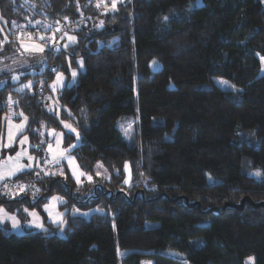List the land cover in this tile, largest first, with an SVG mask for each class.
<instances>
[{"label":"trees","instance_id":"1","mask_svg":"<svg viewBox=\"0 0 264 264\" xmlns=\"http://www.w3.org/2000/svg\"><path fill=\"white\" fill-rule=\"evenodd\" d=\"M97 1L0 0L10 35L0 32V139L11 98L33 146L48 141L43 129L72 122L63 146L90 177L77 185L64 164L40 162V171L0 181V206L41 212L60 194L70 208L103 212H67L64 236L0 226V264H264V207L202 212L245 196L264 201V4L113 0L105 11ZM23 30L61 47L7 66L23 54L12 38ZM67 36L75 40L62 48ZM79 60L75 81L52 94L55 73ZM14 75L34 81L17 91ZM212 77L232 89L207 84ZM125 119L134 121L129 136Z\"/></svg>","mask_w":264,"mask_h":264},{"label":"rangeland","instance_id":"2","mask_svg":"<svg viewBox=\"0 0 264 264\" xmlns=\"http://www.w3.org/2000/svg\"><path fill=\"white\" fill-rule=\"evenodd\" d=\"M103 1V0H102ZM98 3H95L96 5L99 4V7L103 6V10H108L110 8V2L105 5L104 2H101L100 0L97 1ZM100 2V3H99ZM115 1H112V3ZM261 2L264 4V0H261ZM201 3V0H195L193 5H198ZM59 29V31H57ZM57 34L59 36L58 39H60L63 36V25H59L56 28ZM0 32L3 34V41H7V37H10L9 31L6 28L5 21L0 17ZM43 36L42 34H37L36 36L33 34L30 36L26 32H18L16 34H13L12 38L15 42L19 44V51H21V55H14L10 56L8 58V63L6 62L7 66H14V65H23V58H25V55L28 53H31V46L35 43L40 44L44 47V50L53 51L57 49L58 47H61L60 44L57 43L56 38L54 39L52 36H43L45 39L41 40L40 37ZM69 36H67L68 38ZM72 37V36H71ZM58 44V45H57ZM68 45H70V42H65L62 44V48H66ZM27 46V47H26ZM39 52V51H34ZM155 64L158 66V64L155 61H152L150 63V67L154 69ZM4 68L5 66L2 65ZM43 67V66H42ZM41 67L40 70L43 68ZM83 65L82 62L79 60L77 61L76 67H69L67 73H64L63 71L57 72L54 75L53 80L49 83V88L52 91V94L55 93V91L58 88H61L65 84H71L75 81L76 76L78 74V71L82 69ZM261 72H264V59H262V66H261ZM9 68V67H8ZM76 72V76L73 77L72 73ZM0 72H2V69H0ZM36 71H33L35 73ZM60 75L62 78L57 81V77ZM15 77V79H14ZM45 77L41 78V81H44ZM13 81L15 84V89L17 91H21V88H26L25 85H31L33 78L28 79L25 83L21 84L18 81V77L16 75L13 76ZM207 84H214L220 88L223 89H232L230 86V83L223 78L220 77H212L211 81ZM53 100V103L57 105L56 109L59 108V104H57V101L55 98H51ZM14 103V99H10L9 101V109L7 110V113L4 118V124H3V130L1 133V139H0V181L9 180L12 177L18 175L22 172H30L34 170H42L44 169L43 164L46 166V169L48 167H52L54 165H61L64 164L66 169L68 170L69 174L73 178L75 184L81 185L84 181L90 180L89 175L84 174L78 167L75 158L73 155L68 152L69 148H64L63 146V134L64 132H70V133H76L75 131H72V129H75L72 122L71 124L63 120L61 121V127L60 128H45L41 132H45L48 138V141L45 142V144L42 146L41 144L34 146H39L38 148H35V150H31L34 146L30 143V139L28 137V134L26 133V127H27V119L25 120V116L22 114H17L12 107ZM18 118V119H17ZM134 121L132 119H125L120 122L121 129L123 133L126 135H130L133 127H134ZM70 125L71 127H65V125ZM21 125L23 127H21ZM26 138V139H25ZM73 146V145H72ZM72 146L70 148H72ZM31 157L32 159H29ZM44 160V162H43ZM40 162H42L40 164ZM62 167V166H61ZM60 168V167H59ZM49 170V169H48ZM59 171L61 173L62 171L60 169L56 171L50 170L51 174H55ZM11 173V174H10ZM94 173L98 176L104 175V171L102 170L101 164L96 163L94 165ZM23 188L25 187L23 184L21 185ZM95 187V186H93ZM93 187L88 188L86 192L79 197H86L89 195H93L95 193ZM21 190V187H19ZM34 190V189H33ZM13 191V190H12ZM11 191V192H12ZM15 192V191H14ZM20 191H16L14 195L19 194ZM56 199H53V198ZM68 200L64 195L60 194H52L47 197V199L40 205L41 206V212H39L36 209H30L28 207H22L21 210L15 211L13 209L12 211L7 210V208L0 206V226L7 225L8 229L15 233L20 234L23 233L26 230H37V231H49V232H55L56 234L60 236H64V228H65V215L67 212L70 214H80L83 217H88L92 212L96 211L99 213H103L100 209H89L86 211H79L74 208H70L69 204L67 203ZM27 209V211H25ZM21 211V214L18 212ZM30 213H36L35 216L31 215ZM43 216V217H42ZM11 217L15 218V221L11 219ZM16 223V226L14 227L13 224ZM125 254V252H121V255ZM147 264H150L147 262ZM160 264H174V263H165L160 262Z\"/></svg>","mask_w":264,"mask_h":264},{"label":"water","instance_id":"3","mask_svg":"<svg viewBox=\"0 0 264 264\" xmlns=\"http://www.w3.org/2000/svg\"><path fill=\"white\" fill-rule=\"evenodd\" d=\"M185 202H187V200L185 199ZM246 203H248L250 206L252 207H264V201H253L250 197L248 196H245L241 199V201L239 203H225L221 209L217 208V207H212V208H209L205 211H202L204 213H208L210 211H215V212H223L227 207H231V208H234L236 210H240L242 209L243 205ZM194 205H197L196 202L194 203H189V206L192 207ZM197 207L199 208V206L197 205Z\"/></svg>","mask_w":264,"mask_h":264},{"label":"snow or ice","instance_id":"4","mask_svg":"<svg viewBox=\"0 0 264 264\" xmlns=\"http://www.w3.org/2000/svg\"><path fill=\"white\" fill-rule=\"evenodd\" d=\"M97 7H99V4L97 5ZM111 7H112L113 9H115V8H116V4L113 3ZM65 19H67V18H65ZM165 19H167V17H165ZM57 31H59V29H57ZM40 39H41V40H44L45 38H44L43 36H41ZM68 39H69L70 41H74V40H75V37H71V36H69ZM26 47H27V46H26ZM31 50H32V51L43 52V51H44V47L41 46V45H39V44H33V45L31 46ZM262 59H264V58H262ZM72 75H73V77H75V76H76V72L73 71ZM61 78H62V77H61L60 75H58V77H57V81L59 82V80H60ZM14 79H15V77H14ZM25 87H31V85H30V84H29V85H25ZM21 90H22V89H21ZM26 119H27V117H25V120H26ZM21 127H23V126L21 125ZM65 127H69V128H70L71 126L66 124ZM72 131H75V129H72ZM77 136H78V134H77ZM25 139H26V138H25ZM29 159H32V158L29 157ZM10 174H11V173H10ZM256 175H260V173L258 172V173H256ZM21 190H23V187H22V186H21ZM53 199H56V198L54 197ZM25 211H27V209H25ZM30 214L33 215V216L36 215V213H30ZM11 219H13V220L15 221V218H14V217H11ZM13 226L15 227V226H16V223H14Z\"/></svg>","mask_w":264,"mask_h":264},{"label":"built area","instance_id":"5","mask_svg":"<svg viewBox=\"0 0 264 264\" xmlns=\"http://www.w3.org/2000/svg\"><path fill=\"white\" fill-rule=\"evenodd\" d=\"M111 1H113V0H104L103 2L105 3V5H107V3H109V2H111ZM63 31H64V27H63Z\"/></svg>","mask_w":264,"mask_h":264},{"label":"crops","instance_id":"6","mask_svg":"<svg viewBox=\"0 0 264 264\" xmlns=\"http://www.w3.org/2000/svg\"><path fill=\"white\" fill-rule=\"evenodd\" d=\"M67 34H64L63 36H66ZM62 36V37H63ZM73 37V36H72ZM61 39V38H60ZM58 41V40H57ZM67 42H70V44L73 42V41H70L69 39H68V41ZM35 44H38V43H35ZM40 45V44H39ZM62 45V44H61ZM34 52V51H33ZM25 119V118H24Z\"/></svg>","mask_w":264,"mask_h":264}]
</instances>
